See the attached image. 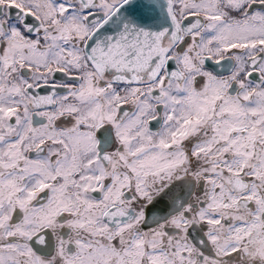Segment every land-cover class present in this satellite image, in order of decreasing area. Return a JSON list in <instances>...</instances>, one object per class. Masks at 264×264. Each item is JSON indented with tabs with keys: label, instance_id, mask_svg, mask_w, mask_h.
<instances>
[{
	"label": "snow or ice",
	"instance_id": "snow-or-ice-1",
	"mask_svg": "<svg viewBox=\"0 0 264 264\" xmlns=\"http://www.w3.org/2000/svg\"><path fill=\"white\" fill-rule=\"evenodd\" d=\"M0 264H264V0H0Z\"/></svg>",
	"mask_w": 264,
	"mask_h": 264
}]
</instances>
